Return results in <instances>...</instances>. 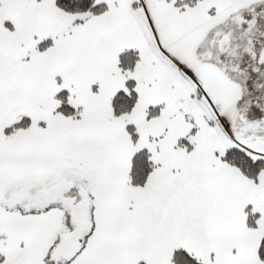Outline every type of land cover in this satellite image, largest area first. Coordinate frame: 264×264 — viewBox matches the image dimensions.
<instances>
[{"label": "snow or ice", "instance_id": "snow-or-ice-1", "mask_svg": "<svg viewBox=\"0 0 264 264\" xmlns=\"http://www.w3.org/2000/svg\"><path fill=\"white\" fill-rule=\"evenodd\" d=\"M0 264H264V0H0Z\"/></svg>", "mask_w": 264, "mask_h": 264}]
</instances>
